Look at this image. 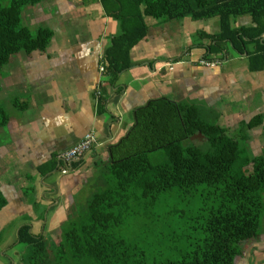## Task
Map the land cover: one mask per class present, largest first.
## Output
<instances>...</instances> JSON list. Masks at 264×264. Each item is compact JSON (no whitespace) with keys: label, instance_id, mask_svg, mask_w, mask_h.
Masks as SVG:
<instances>
[{"label":"crops","instance_id":"crops-1","mask_svg":"<svg viewBox=\"0 0 264 264\" xmlns=\"http://www.w3.org/2000/svg\"><path fill=\"white\" fill-rule=\"evenodd\" d=\"M173 20L146 16V37L131 49L130 65L114 74L107 70L106 50L120 32V19L100 0H42L25 7L23 23L36 32L49 29L52 37L43 51L17 53L0 79L12 102L10 121L0 127V190L8 199L0 225L13 231V240L25 224L35 235L50 232L55 239L75 193L89 183L106 184L118 144L137 127L139 110L156 100L197 106L251 157L264 156V31L217 46L218 16H187L176 26ZM256 25L251 14L233 21L235 28ZM16 98L27 107L16 108ZM89 132L96 137L93 147L62 173L63 154ZM199 136L192 138L204 142ZM235 264H264V221Z\"/></svg>","mask_w":264,"mask_h":264},{"label":"trees","instance_id":"trees-1","mask_svg":"<svg viewBox=\"0 0 264 264\" xmlns=\"http://www.w3.org/2000/svg\"><path fill=\"white\" fill-rule=\"evenodd\" d=\"M41 1L0 0V79L17 53L48 46L51 30L32 31L23 23L25 7ZM100 1L109 15L120 19V32L106 50V67L114 74L130 65L131 49L146 37V16H218L217 46L226 40L236 45L238 38L255 39L264 31V0ZM244 14H251L257 25L235 28L233 21ZM2 91L0 81V127L11 117L1 103ZM13 104L27 107L20 98ZM138 119L118 144L107 187L80 211L72 210L58 241L35 235L30 225L19 229L16 241L26 248L25 264H235L244 243L259 236L264 221L263 155L251 157L192 104L162 98L139 110ZM196 133L206 146L193 140ZM7 205L0 190V214Z\"/></svg>","mask_w":264,"mask_h":264},{"label":"rangeland","instance_id":"rangeland-1","mask_svg":"<svg viewBox=\"0 0 264 264\" xmlns=\"http://www.w3.org/2000/svg\"><path fill=\"white\" fill-rule=\"evenodd\" d=\"M25 18V17H24ZM178 20V19H177ZM177 20H173V25L176 26L177 25ZM151 21V19H149V22ZM162 21V25L163 26H168L170 23V20H160ZM180 21V20H179ZM178 21V22H179ZM30 28L33 31H36V26H30ZM152 30H154L152 28ZM157 30V29H155ZM1 103L4 106V108L11 113V108H12V102L9 98H6L4 91H2V97H1ZM212 120V119H211ZM215 121V120H212ZM217 123V122H216ZM134 132H136V130H134ZM232 133V132H231ZM197 134V133H196ZM201 139L202 137L199 136ZM204 139V137H203ZM194 141H197L196 143H199L197 138H193ZM201 146H206L205 142H200ZM104 180L101 183H98L97 181L95 183H89L90 185H84L82 186L79 191H77L75 193V205L72 208L73 212H78L81 209H83L84 206H86V204L88 203V201L90 200L91 196L95 193V192H99V190L101 189H105L107 186L104 184ZM34 192V191H33ZM32 194H35L33 193ZM66 225V226H65ZM63 227H67V224H65ZM4 230V237L7 236L8 237L5 239V241H3L0 244V264H25L22 259L24 258V251H25V246L21 243H18L15 239H12L13 236V231L9 232L7 231V229H3ZM48 234L50 235H46V238L50 240V242L52 243V234L50 232H48ZM61 234L58 233V235ZM59 236H57L55 239H53L54 242L58 241ZM248 247V246H247Z\"/></svg>","mask_w":264,"mask_h":264},{"label":"built area","instance_id":"built-area-1","mask_svg":"<svg viewBox=\"0 0 264 264\" xmlns=\"http://www.w3.org/2000/svg\"><path fill=\"white\" fill-rule=\"evenodd\" d=\"M202 63L205 65H214L215 62H209L202 60ZM104 70L105 67L103 66ZM96 142L95 134L89 132L87 133L73 148L68 150L63 154L64 166L62 167V173H68L70 167L77 159H80L86 152H88Z\"/></svg>","mask_w":264,"mask_h":264},{"label":"bare ground","instance_id":"bare-ground-1","mask_svg":"<svg viewBox=\"0 0 264 264\" xmlns=\"http://www.w3.org/2000/svg\"><path fill=\"white\" fill-rule=\"evenodd\" d=\"M145 30V29H144Z\"/></svg>","mask_w":264,"mask_h":264},{"label":"clouds","instance_id":"clouds-1","mask_svg":"<svg viewBox=\"0 0 264 264\" xmlns=\"http://www.w3.org/2000/svg\"><path fill=\"white\" fill-rule=\"evenodd\" d=\"M202 136V135H201Z\"/></svg>","mask_w":264,"mask_h":264}]
</instances>
